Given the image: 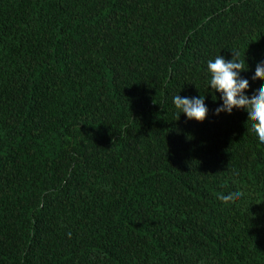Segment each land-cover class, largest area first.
<instances>
[{
    "label": "trees",
    "instance_id": "1",
    "mask_svg": "<svg viewBox=\"0 0 264 264\" xmlns=\"http://www.w3.org/2000/svg\"><path fill=\"white\" fill-rule=\"evenodd\" d=\"M233 51L250 98L264 0H0V264H264V143L207 67Z\"/></svg>",
    "mask_w": 264,
    "mask_h": 264
},
{
    "label": "clouds",
    "instance_id": "2",
    "mask_svg": "<svg viewBox=\"0 0 264 264\" xmlns=\"http://www.w3.org/2000/svg\"><path fill=\"white\" fill-rule=\"evenodd\" d=\"M233 53L231 61H226L219 55L214 61L209 60L207 64L211 74L210 87L221 94L223 101L222 105L216 108L215 114L219 115L221 112L231 114L234 108L245 109L248 113L247 121L252 122V130L257 134L259 141L264 143V85H261L250 98L245 95L249 81L239 76L240 72L247 70L244 66L245 61L238 59L237 52ZM252 79L264 80V62L257 64ZM173 103L179 110V115L184 113L189 120L203 122L208 114L204 96L201 95L199 98H181L176 95ZM243 195V191H235L221 195L220 199L228 204L239 200Z\"/></svg>",
    "mask_w": 264,
    "mask_h": 264
}]
</instances>
